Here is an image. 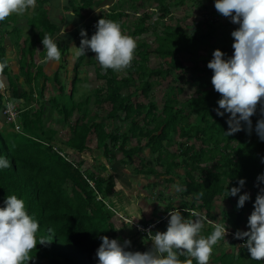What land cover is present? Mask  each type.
I'll list each match as a JSON object with an SVG mask.
<instances>
[{"label": "trees", "instance_id": "1", "mask_svg": "<svg viewBox=\"0 0 264 264\" xmlns=\"http://www.w3.org/2000/svg\"><path fill=\"white\" fill-rule=\"evenodd\" d=\"M82 1V0H81ZM158 6H163L168 0H150ZM48 0H38V9L28 20L33 40L29 47H26L28 38L21 44L25 48L20 50L19 67L23 70L25 83L30 87L29 93L23 90L10 79L12 70L6 58V49L3 45V36H0V64L4 67L0 70V76L5 77L8 87L12 89L11 96L14 100L23 99L26 103L30 102L29 97L33 95L42 98L45 91L47 78L38 69L31 73L29 68L33 58L32 46L34 43L42 44L45 35L55 36L61 29L63 19L58 20L54 17L53 10H46L43 3ZM74 0H66L62 8L65 12H72L74 17L82 21L80 11L92 3V0H85L80 8L74 7ZM166 10H159L157 17H162ZM55 14V13H54ZM56 15V14H55ZM117 16L121 14H111L104 18L117 22ZM18 17L12 14L3 22H0V34H15V43L18 44L21 31L16 27ZM146 17L139 19L138 24L133 28L131 34L133 37H140L145 32L144 23ZM118 23V22H117ZM10 26H12L11 29ZM219 26H215L213 20L199 21L192 25L189 35H184L180 30L172 31L170 29L162 36L156 38V49L154 53L159 59L163 60L166 66L163 70H149L146 66L150 47L145 44H138L136 51L140 58L139 62H132V70L137 74V81L141 85L140 92L146 95L152 86L146 82L150 77L169 76L172 69H181L179 55L195 56L197 51L206 46L213 40L214 34ZM88 38L96 31L95 23L86 27ZM36 33V34H35ZM219 50L230 57L233 53L230 38L224 31L219 40ZM66 48L62 54L66 53ZM86 53V52H85ZM27 57L25 60L24 58ZM85 56L76 57L72 69L73 80L70 82L69 105H60V100L53 99L54 108L57 109V116L65 122V127L71 137L66 141L63 152L61 147L52 143L55 133L54 130H44L41 124V111L35 113L28 112L25 108L19 110L18 123L20 131H15L14 125L9 124L10 131L0 127V155L6 157L11 167L0 170V206L9 195H16L25 201L26 210L36 220L40 228L37 232V240L41 238L48 240L45 244H37L32 251L31 258L27 264H97L96 250L101 240L100 237L107 236L114 239L112 234V225L110 213L103 204L94 202V191L90 188L89 182L93 181L95 189L102 194V188L105 181L96 177L94 174L84 175L81 171V164H75L70 161L68 151L82 155L84 152H94L103 150L104 156L108 160L115 153H120L127 162L138 155L143 149L149 150L156 155V162L164 167V174L172 173L176 165L174 160L182 157L186 161L185 167L189 166V171L185 172L184 189L180 194L181 204L178 208L168 205L164 213L172 210L181 211L186 220H192L194 217L189 211H199L201 216L210 218L215 202L219 196L225 197L230 204V209L224 213L223 222L227 228L230 223L239 227L244 217L251 214L253 204L258 192L250 196V200L245 202L242 208H237V197H226L225 186L227 188L237 186V181L241 178L246 183L241 190L252 189L258 185L257 177L264 174V142H262L256 132L255 126L260 119V106H257V113L252 120V130L240 131L232 136H225L228 125L226 123L227 115L219 117L215 109L218 107L217 101L221 98L211 84L212 70L207 68V63L212 59L199 62L192 61L191 74L189 82L196 87L195 96L189 97L184 103L186 113L191 112L195 116L197 125L181 128L178 124L186 116L184 110L176 108L174 97L166 100L160 117H154L155 106L149 104L147 107L141 104H133L129 97H122L121 90L134 82L129 77L125 80H118L111 69L103 70L96 59L91 61L92 66L96 67V77L105 80L106 97L103 100L96 99V104L103 107L106 105L109 110L106 114L108 120H118L119 112H124L125 120H130L128 131L119 135L118 132L108 133L106 126L99 122H92L90 126L85 124L86 112L70 124L68 120L72 113L79 111L81 104H75L73 101L77 93L78 69L82 66ZM103 72V75L100 74ZM80 73V72H79ZM54 82L60 84L57 76ZM60 86V85H59ZM59 91L64 92L63 86ZM175 89H171V94ZM60 93V92H59ZM100 95L102 90H96ZM175 94V93H174ZM85 100L83 103H85ZM148 108L144 115L143 112ZM3 97L0 95V123L6 125L2 112L4 111ZM96 117V115H95ZM143 117L142 124H154L151 130H142L138 118ZM178 131V132H177ZM172 133H177L181 139L179 152L166 154L168 160L163 162V154ZM130 136V137H128ZM130 138L139 141L146 139L142 147L129 146ZM186 140V142H184ZM194 140L195 146H187V141ZM139 144V143H138ZM181 148V149H180ZM60 150V152L58 150ZM198 172L200 176L194 177L191 173ZM139 175L154 177L156 173L153 170L146 172L137 171ZM171 181V180H170ZM264 186V185H261ZM203 193V195H200ZM202 229L201 235L207 237L214 230L213 226ZM51 229V233H49ZM238 239L231 238L229 248L223 252H212L211 264H258L252 260L248 249L244 247V240H241L239 248L234 247ZM235 248V249H234ZM137 251L140 252L138 249ZM179 259L184 262L191 259L184 254H178ZM193 264L196 261L193 259Z\"/></svg>", "mask_w": 264, "mask_h": 264}, {"label": "rangeland", "instance_id": "2", "mask_svg": "<svg viewBox=\"0 0 264 264\" xmlns=\"http://www.w3.org/2000/svg\"><path fill=\"white\" fill-rule=\"evenodd\" d=\"M74 1V7L80 8L83 6L85 0ZM65 4L66 0H49V2L43 3L41 6L47 11L50 8H56L60 13L57 16L52 15L58 20L63 19L61 29L52 37L61 52V60L59 62H45L46 49L43 48L42 44L37 42L32 46L33 58L31 62H29V59H26L27 57L24 58L31 64L29 70L32 74L38 69H41L47 78L43 97L39 98L33 95L32 98H28V100H31L28 103L22 101V99L16 100L14 106H9L10 111L15 112V110H22L23 108L30 113L41 111L43 115L42 129L45 131L54 130L55 136L52 143L61 147L63 152H67L65 143L71 135L67 129H63L66 126L65 122L62 121L60 116H57L58 111L54 108L52 101L53 99L60 100L61 106L62 104L65 106L71 104L65 96H69L70 82L73 80L72 69L76 59L74 47L80 46L81 29L85 30L88 25L93 23L96 25L99 19L108 18L111 14H121L122 17L119 18L117 16L116 20L121 26L122 33L134 38L138 44H145L150 47L146 62L147 68L149 70H163L166 68L163 65V60L159 59L154 53L157 36H162L168 29L172 31L178 29L182 34L189 35L190 28L194 23L206 21L208 18L213 20L215 26H219L214 34L213 40L206 48H201L197 51L193 57L179 55L178 60L182 66L181 69H172L169 76L148 78L146 82L152 86V89L146 95L140 92L141 85L137 81L138 76L131 68L133 61L139 62L140 60L136 50L130 67L120 71L111 69L118 80H125L132 77L131 79L134 81L121 90V96L123 98L129 97L130 102L133 104H141L145 107L149 104L154 105V117H160L165 101L171 100L174 97L176 108L184 110L185 116L187 114L186 119L180 122L178 126L184 128L186 125V127L197 125L195 116L191 112L186 113L187 109H185L184 105L189 97L195 96L196 91V87L189 82L193 65L192 61L199 62V65L202 66L200 63L202 60L210 59L213 51L219 48V40L223 31L230 38L232 46L233 38L231 37V32L238 27V25L230 22L229 18H225L217 12L214 8V0H168L163 6H158L150 0H92L90 5L80 11L83 17L82 21L74 17L71 11H63L62 8ZM38 7V0H36L35 9L30 8L23 15L16 14L18 17L16 27L22 32L23 39L28 38L26 43L27 48L34 41L32 33L29 32L28 20ZM161 9H167V12L162 17H157V12ZM144 17L147 18L146 23H144L145 32L140 37H133L131 34L133 28L138 24L139 19ZM11 28L12 26L9 29ZM0 36H4V47L7 50L6 58L12 70L9 75L11 81L19 87V91L23 90L29 93L30 87L26 85L23 70L20 69L18 63L21 44L18 43L16 47L3 32H1ZM65 48L67 51L62 54ZM94 59L95 53L86 51L82 66L78 69L79 82L77 84V93L73 99L75 104L79 103L82 107H80L79 111L72 113L68 123H74L82 112H86L85 124L87 126H90L92 122H99L106 126L108 133L113 134L114 132H118L119 135H123L130 128V120L124 119V112H119L118 120H108L106 114L109 107L106 105H103V107L98 106L95 102L96 99L103 100L107 93L105 92V80L96 77L95 72L97 66H92L91 64V61ZM100 74L103 75V72H100ZM55 76H57L60 84H56L53 81ZM59 85L63 86V93L59 91L61 88ZM7 87L6 78L0 76V94ZM99 89L102 90L100 95L96 93V90ZM171 89H175V94L170 93ZM9 91L12 92V89L9 88ZM5 96L3 103L8 97L6 94ZM85 100L87 101L83 103ZM147 109H145L142 115L145 114ZM142 119L143 117H140L137 120L140 122L142 130H151L154 124H147L145 126L141 122ZM7 125V121L6 125H3L2 122L0 123V127L3 126L4 130L11 132V128ZM178 142H182L178 138V134L172 133L168 143H164V147H166L163 154L164 163L168 160L165 157L166 154L179 152ZM145 143L146 139L143 138L139 141L134 138H130L129 140V146L131 147H142ZM195 144L196 142L194 140L187 141V146H195ZM68 154L70 161L82 165L80 171L84 175L94 174L96 177H100L105 181L102 186L104 189L103 193L98 196L93 194V198L96 204H104L110 211L109 221L113 228L112 234L114 239H118L121 244H124L125 240L130 241V246L126 247L128 251L136 252L139 249L140 252H145L151 250L152 242L148 237V232L150 231L154 234L165 231L169 214L164 213V211L167 210L168 205L172 209H176L181 204L182 199L180 194L184 189V174L189 171V166L187 165L185 167L187 163L184 158H175V170L166 175L164 174L165 168L156 162L157 156L151 154L147 149H143L130 162H127L120 153H115L108 160V156H104L103 150L92 153L84 152L82 155L68 151ZM148 170H153L156 176L149 178V176H142L136 173L137 171L146 172ZM191 174L194 177L200 176L196 171H193ZM90 186L92 187L91 183ZM244 192L249 193L251 196L254 192H259V187L258 185H254L252 189H245ZM217 199L212 210V216L208 218L212 222H206L205 227L209 224L215 225L216 223H223V219H225L224 213H227L230 209V204L225 200V197L219 196ZM194 212L201 215L199 211L194 210ZM247 219L248 217L245 216L243 223L239 227H235L230 223L227 228L225 240H221L214 245L213 251L218 253L227 250L231 238L234 237V233L237 230H248ZM128 221H132V224H128ZM138 223L146 225H143L144 231H142V227ZM141 231L144 234L143 236L138 235ZM241 243V240L238 239L237 243H234V247L239 248ZM210 262L211 259L209 260V264H211Z\"/></svg>", "mask_w": 264, "mask_h": 264}, {"label": "clouds", "instance_id": "3", "mask_svg": "<svg viewBox=\"0 0 264 264\" xmlns=\"http://www.w3.org/2000/svg\"><path fill=\"white\" fill-rule=\"evenodd\" d=\"M35 7L36 0H0V22L12 14L23 15ZM214 8L219 14L229 18L230 22L238 25L231 32L234 50L232 55L226 57L224 52L216 49L207 63V68L213 73V89L221 96L217 101L216 115L222 118L227 115L228 129L224 132L226 137L240 131L251 132V117L256 115L259 105L261 118L257 120L255 132L264 142V0H214ZM95 28L96 31L90 38L86 30L81 29L80 46L74 47L75 56H85L86 51H91L95 53V59L103 70L120 71L130 67L137 48L136 40L124 35L120 24L112 20L101 18ZM42 45L46 49L45 62L61 60L59 47L50 35L44 36ZM3 67L0 64V70ZM5 94L8 97L3 103L4 109L7 101L16 103L9 87L0 94L3 99ZM16 111L19 114L20 111ZM16 123L20 131L18 119L15 123L8 122V126L12 124L15 131H18L15 128ZM9 167L10 161L0 155V170ZM257 181L259 192L253 211L247 219L248 230H237L234 237L245 241L244 247L248 249L252 260L264 264V186H261L264 185V174L259 175ZM245 183V179L241 178L237 181V186L227 188L228 183L225 186L226 197L238 196L237 208H242L250 200L249 193L240 194ZM89 186L96 196L100 194L93 181L89 182ZM105 208L108 210L106 206ZM189 213L194 219L186 220L179 210L168 212L166 230L154 234L148 232L152 242L149 251H128L126 247L130 246V241L125 240L121 244L118 239L100 237L101 243L96 250L97 264H193V259L196 264H209L213 246L225 240L227 226L224 222L209 224L214 230L205 237L201 235L204 224L212 221L197 212ZM131 222L128 221V224L131 225ZM138 224L144 231L145 224ZM39 228L38 220L26 210L25 201L16 195L7 196L3 206H0V264H27L36 245L49 242L43 238L37 240ZM48 231L51 233L52 230ZM142 231L138 235L143 236ZM178 254H184L191 259L182 262Z\"/></svg>", "mask_w": 264, "mask_h": 264}, {"label": "built area", "instance_id": "4", "mask_svg": "<svg viewBox=\"0 0 264 264\" xmlns=\"http://www.w3.org/2000/svg\"><path fill=\"white\" fill-rule=\"evenodd\" d=\"M9 106H14V104L12 102H9V101L6 102V108L3 111V116L5 117L7 122L15 123L16 120L18 119L19 114L17 113L16 110H15V112L10 111ZM15 128H16V130L19 131V127H18L17 123L15 124Z\"/></svg>", "mask_w": 264, "mask_h": 264}, {"label": "crops", "instance_id": "5", "mask_svg": "<svg viewBox=\"0 0 264 264\" xmlns=\"http://www.w3.org/2000/svg\"><path fill=\"white\" fill-rule=\"evenodd\" d=\"M48 2H49V0H48ZM51 10H53V14L55 15V16H57L60 12L59 11H57L56 10V8H50ZM29 32H32L31 30L29 31ZM36 34V33H35ZM15 35V34H14ZM14 35L13 34H9V35H6V36H8L9 38H10V42H12L13 44H15V46L17 47V44L15 43V37H14ZM17 38H19V42L18 43H22V42H24L25 40H26V38L25 39H23V37H22V32L20 33V35H18V37ZM3 45H4V36H3ZM25 47V45H22L21 44V48H24ZM5 48V47H4ZM6 49V48H5ZM6 52H7V50H6ZM54 81V80H53ZM17 101H18V99H16ZM22 101H24L23 99H22ZM25 104V103H24ZM43 115L41 114V124H42V122H43Z\"/></svg>", "mask_w": 264, "mask_h": 264}]
</instances>
